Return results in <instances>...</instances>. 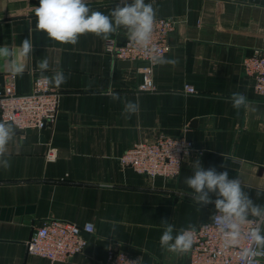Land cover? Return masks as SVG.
<instances>
[{"label":"crops","instance_id":"obj_1","mask_svg":"<svg viewBox=\"0 0 264 264\" xmlns=\"http://www.w3.org/2000/svg\"><path fill=\"white\" fill-rule=\"evenodd\" d=\"M145 2L153 3L156 18L176 21L165 54L175 62L154 68L153 92L139 91L140 68L146 65L115 61L107 40L87 33L76 45L57 43L36 29L39 0H0V46L18 50L26 38L34 44L29 58L16 57L24 65L17 91H30L32 79L42 76L38 63L45 58L49 68L43 76L63 71L68 77L59 87L50 83L61 93L54 127L15 128L7 146L11 167L0 166V264H51L27 251L34 227L46 219L95 228L85 235L81 253L54 264H104L115 246L142 264H189L188 252H168L159 240L163 220L179 230L198 227L215 212L214 204H195L185 183L197 159L205 169L238 177L255 203L264 204V96L255 93L242 68L245 57L264 52V0ZM89 5L109 14L122 3L89 0ZM115 37L125 39L126 31L110 38ZM9 72L0 63V87ZM187 85L196 93L187 94ZM233 92L246 95L247 110L237 114L229 99ZM127 101L138 102L139 111L125 113ZM187 133L195 153L174 180L151 182L120 164L135 144ZM49 146L57 149L54 161L46 158Z\"/></svg>","mask_w":264,"mask_h":264},{"label":"clouds","instance_id":"obj_2","mask_svg":"<svg viewBox=\"0 0 264 264\" xmlns=\"http://www.w3.org/2000/svg\"><path fill=\"white\" fill-rule=\"evenodd\" d=\"M121 3L122 6L117 5L109 14H105L90 7L89 0H39V6L35 7L36 29L52 41L70 45H76L80 36L87 33L108 40L124 29L128 40L148 54L152 65L174 63L152 44L156 22L153 3H146L145 0H133L131 4L121 0ZM33 50L31 38L21 41L18 50L5 44L0 46V63L14 75H22L24 65L17 63L16 57L19 55L27 59ZM48 68L46 58L38 63L42 76ZM44 78L56 87L68 79L63 71ZM112 99L118 100L119 96L113 94ZM229 99L237 114L242 108L247 110L251 103L245 94L239 92H233ZM123 111L129 116L136 113L139 111L138 102H125ZM14 136V122L0 121V166L4 169L11 167L7 146ZM185 183L192 190L191 197L195 204H214L216 212L210 219L223 236V247L228 249L246 239L250 247L242 250L243 264H261L264 258V204L255 203L238 177L230 179L227 171L217 172L214 167L205 169L199 159L192 164V175L185 177ZM210 194H215L217 198L213 200ZM162 223L161 248L171 253H184L191 249L196 235L194 226L176 230L168 220ZM85 231L90 232L91 228L86 226ZM135 264H140V260Z\"/></svg>","mask_w":264,"mask_h":264},{"label":"built area","instance_id":"obj_3","mask_svg":"<svg viewBox=\"0 0 264 264\" xmlns=\"http://www.w3.org/2000/svg\"><path fill=\"white\" fill-rule=\"evenodd\" d=\"M175 28L176 21L173 19L156 18L152 44L164 56L171 49L170 38ZM106 49L115 61L145 64L144 68H140L144 79L139 91L156 90L152 73L157 65L150 63L144 50L133 45L127 37L123 40L117 37L108 39ZM242 68L253 79L255 93L264 96V52L255 51L251 56L245 57ZM44 77L47 76L34 77L30 91L19 93L16 88L17 75L7 73L0 87V121L14 122V127L22 132L53 128L60 111L61 93L52 89L49 80ZM185 92L196 93L190 85L185 87ZM193 153L194 145L185 137L161 135L154 141L135 144L120 157V164L124 168L133 169L151 182L157 178L169 181L179 176L185 159ZM57 156V149L49 146L47 160L54 161ZM86 226L91 228L90 232L85 231ZM195 229L194 243L187 251L189 264H243L242 250L250 247L246 239L239 245L225 249L223 236L211 219ZM94 232L92 223L78 225L60 219H46L42 226L34 227L27 243V251L29 255L48 259L51 264L65 262L84 250L87 244L85 235H92ZM138 260L137 256L115 246L109 250L104 264H135ZM261 264H264V258L261 259Z\"/></svg>","mask_w":264,"mask_h":264},{"label":"water","instance_id":"obj_4","mask_svg":"<svg viewBox=\"0 0 264 264\" xmlns=\"http://www.w3.org/2000/svg\"><path fill=\"white\" fill-rule=\"evenodd\" d=\"M126 63H129V62H126ZM185 138H186L187 140H190V135L187 133L186 136H185Z\"/></svg>","mask_w":264,"mask_h":264}]
</instances>
